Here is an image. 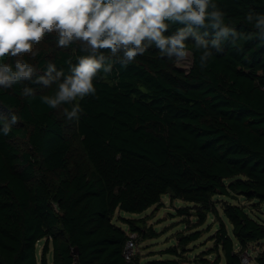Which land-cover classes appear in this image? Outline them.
Wrapping results in <instances>:
<instances>
[{
    "label": "trees",
    "instance_id": "trees-1",
    "mask_svg": "<svg viewBox=\"0 0 264 264\" xmlns=\"http://www.w3.org/2000/svg\"><path fill=\"white\" fill-rule=\"evenodd\" d=\"M214 2L241 36L213 49L204 69L192 41L188 69L152 46L126 67L113 62L110 73L101 70L95 95L74 102L83 112L73 120L64 114L71 105L42 102L55 84L0 88V128L17 117L7 135L0 132V264H48L49 253L51 264H142L136 252L124 258L129 233L138 243L157 232L122 213L140 214L164 195L185 202L178 214L196 223L146 264H247L249 244L264 240V222L251 213L264 207V40L246 17L264 14V0ZM56 41L45 35L33 44L36 57L0 63L22 59L39 74L53 63L67 74L68 62L86 53ZM24 86L34 95L23 96ZM236 195L251 209L222 198ZM210 214L220 217L213 246L185 258ZM254 261L264 264V251Z\"/></svg>",
    "mask_w": 264,
    "mask_h": 264
},
{
    "label": "clouds",
    "instance_id": "clouds-1",
    "mask_svg": "<svg viewBox=\"0 0 264 264\" xmlns=\"http://www.w3.org/2000/svg\"><path fill=\"white\" fill-rule=\"evenodd\" d=\"M224 16L214 0H0V58L23 53L34 58L39 50L33 51V44L53 32L58 47L78 43L86 53L75 64L68 62L67 74L53 63L43 74L22 59L0 63V88L23 82L55 84V93L43 95L42 102L51 108L69 104L71 110L65 108L64 114L79 119L83 109L74 102L95 95L93 81L100 71L110 73L113 62L126 67L152 46L180 63L191 56L186 42L192 41L201 69L206 68L213 49L219 53L225 41L235 43L241 36L224 23ZM246 18L264 40V14L250 12ZM173 25L180 27L172 31ZM22 95L33 96V89L24 86ZM16 123L12 115L0 132L7 135Z\"/></svg>",
    "mask_w": 264,
    "mask_h": 264
},
{
    "label": "rangeland",
    "instance_id": "rangeland-1",
    "mask_svg": "<svg viewBox=\"0 0 264 264\" xmlns=\"http://www.w3.org/2000/svg\"><path fill=\"white\" fill-rule=\"evenodd\" d=\"M57 36L55 32L48 33V35ZM54 39V38H52ZM179 67L183 69H188L191 65V56L188 60L184 62L177 63ZM242 178L241 176H237ZM224 200L229 202L238 203L245 205L247 208L250 207V202L245 200L241 195H236L235 198L223 196ZM186 206V203L182 200H173L170 199L167 195L162 196L161 204L152 205L147 210L140 214H130L122 213L125 217L130 218H142L145 220V228H152L156 230L157 235L147 238L145 240H138L136 253L139 256V260L142 264H146L148 260L152 258L162 257L160 252L164 250L167 246L175 245L178 242L179 234H187L190 232V228L196 223V217L193 215H179L177 210L178 208ZM251 209V208H248ZM251 213L258 217L261 221L264 222V207L261 206L257 209H252ZM219 215L221 218L228 224L225 217L222 215V211L219 209ZM220 217L214 215H208L207 220L197 229H201V235L198 240L191 242L187 245L186 249L182 252L185 258L193 260L198 257V255L204 250L209 249L213 246V241L211 240L212 234L218 227ZM120 225L125 227L124 224L118 222ZM229 227V226H228ZM138 238V237H137ZM43 242L40 241L37 244V257L40 256V251L42 248ZM248 252H245V257L249 259V264H255L254 257L264 251V240L251 243L248 246ZM207 258H211L214 254L206 255ZM163 257H166L163 255ZM47 262L51 264V255H47Z\"/></svg>",
    "mask_w": 264,
    "mask_h": 264
},
{
    "label": "built area",
    "instance_id": "built-area-1",
    "mask_svg": "<svg viewBox=\"0 0 264 264\" xmlns=\"http://www.w3.org/2000/svg\"><path fill=\"white\" fill-rule=\"evenodd\" d=\"M137 248V234L136 233H129V237L125 242L123 255L126 260H131L133 255L135 254V250ZM242 261L244 263H249V259L245 257V253L243 254Z\"/></svg>",
    "mask_w": 264,
    "mask_h": 264
},
{
    "label": "water",
    "instance_id": "water-1",
    "mask_svg": "<svg viewBox=\"0 0 264 264\" xmlns=\"http://www.w3.org/2000/svg\"><path fill=\"white\" fill-rule=\"evenodd\" d=\"M77 252H78L77 248H73L72 254H77Z\"/></svg>",
    "mask_w": 264,
    "mask_h": 264
}]
</instances>
